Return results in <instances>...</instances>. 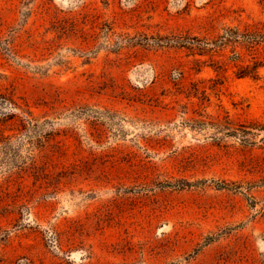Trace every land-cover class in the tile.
<instances>
[{
    "label": "rangeland",
    "instance_id": "1",
    "mask_svg": "<svg viewBox=\"0 0 264 264\" xmlns=\"http://www.w3.org/2000/svg\"><path fill=\"white\" fill-rule=\"evenodd\" d=\"M264 0H0V264H264V45L165 43ZM222 53V54H221ZM255 76V75H253Z\"/></svg>",
    "mask_w": 264,
    "mask_h": 264
},
{
    "label": "trees",
    "instance_id": "2",
    "mask_svg": "<svg viewBox=\"0 0 264 264\" xmlns=\"http://www.w3.org/2000/svg\"><path fill=\"white\" fill-rule=\"evenodd\" d=\"M170 42L172 46L191 51L192 55L213 54L222 52L225 48L230 47L232 51L231 59L233 60L237 58L236 48L253 49L264 45V22L246 24L242 28L240 26H223L221 31L213 37L177 34L165 41V43ZM261 67H264V63L253 61L246 66H239L235 74L238 77L249 75L255 78L258 77L257 74H259ZM261 132L260 140L264 142V118L239 124L238 127L232 128L229 133L239 137L243 143L254 144L255 141L253 139L259 136Z\"/></svg>",
    "mask_w": 264,
    "mask_h": 264
}]
</instances>
